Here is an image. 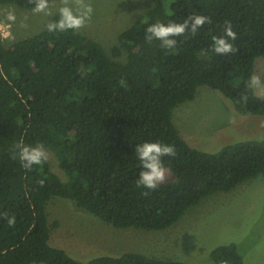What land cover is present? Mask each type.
Wrapping results in <instances>:
<instances>
[{
    "label": "trees",
    "instance_id": "1",
    "mask_svg": "<svg viewBox=\"0 0 264 264\" xmlns=\"http://www.w3.org/2000/svg\"><path fill=\"white\" fill-rule=\"evenodd\" d=\"M153 3L119 35L111 54L72 30L50 33L45 27L8 48L0 40V264H187L135 252L77 260L51 244L57 224L50 222L49 205L69 200L116 229L163 231L206 197L259 176L264 180V140L204 152L185 141L173 120L174 109L193 101L203 86L231 100L241 116L264 117V97L246 88L256 60L264 57V0ZM0 4L34 6L30 0ZM191 14L211 23L195 36L177 37L176 49L146 41L150 24L182 23ZM226 21L237 34L230 42L238 51L217 55L210 50L212 37L223 35ZM156 141L177 151L175 158H163L174 179L144 196L149 190L135 183L141 171L135 148ZM21 142L44 144L65 178L48 161L24 169L15 148ZM4 212L16 216L15 227L7 225ZM211 259L245 264L234 244L215 248Z\"/></svg>",
    "mask_w": 264,
    "mask_h": 264
},
{
    "label": "rangeland",
    "instance_id": "2",
    "mask_svg": "<svg viewBox=\"0 0 264 264\" xmlns=\"http://www.w3.org/2000/svg\"><path fill=\"white\" fill-rule=\"evenodd\" d=\"M86 2L94 11L79 32L100 43L109 54L118 45L119 35L142 19L154 4L153 0ZM59 7L60 0H50L46 13L33 14L32 9L0 4V22L11 27V35L0 40L8 48L38 35ZM9 13L15 15V21L7 19ZM123 55L119 60H126ZM254 74L264 83V57L256 60ZM255 93L264 97V87L255 89ZM173 120L185 141L204 152L217 153L228 144L264 140V117L241 116L231 100L204 86L199 87L193 101L174 109ZM48 152L53 171L64 179L54 155ZM172 178L168 173L165 182ZM49 215L51 224H57L51 234V244L84 262L103 255L135 252L187 264H213L211 253L215 248L234 244L245 264H264V180L261 176L230 192L206 197L190 208L177 224L163 231L116 229L78 209L69 200H53Z\"/></svg>",
    "mask_w": 264,
    "mask_h": 264
},
{
    "label": "clouds",
    "instance_id": "3",
    "mask_svg": "<svg viewBox=\"0 0 264 264\" xmlns=\"http://www.w3.org/2000/svg\"><path fill=\"white\" fill-rule=\"evenodd\" d=\"M30 3L34 5L32 8L33 14L46 13V10L50 7V0H30ZM60 3L61 7L58 9L59 18L46 25L48 32L79 31L91 20L94 9L86 0H60ZM7 19L15 21L16 17L13 13H9ZM206 23H211L210 17L196 14L187 16L183 19L182 23L173 21L165 24L156 21L146 28L145 39L148 43L158 40L160 41L161 48L174 50L178 43L177 37L185 36L189 32L192 36H195ZM24 26L26 27V25ZM236 39L237 34L233 30L232 23L226 21L223 35L212 37L210 50L217 55H228L238 51V49L234 48L233 43L230 42ZM208 51V49H202L201 55H207ZM261 87H264V83L261 82L259 76L251 74L246 88L254 90ZM240 99L247 103L248 96L242 94ZM15 148L18 151L21 166L26 170H31L34 166L42 165L49 159V152L42 143L30 146L21 142L17 143ZM135 155L141 168L135 183L138 188L149 190L141 193L147 196L149 192L155 191L160 184L164 183L168 176L170 169L164 166L163 158H175L177 151L173 145L164 144L159 141L144 142L136 146ZM38 183L43 186L44 181L40 180ZM2 216L9 227H15L17 221L14 214L10 215L8 212H4Z\"/></svg>",
    "mask_w": 264,
    "mask_h": 264
},
{
    "label": "built area",
    "instance_id": "4",
    "mask_svg": "<svg viewBox=\"0 0 264 264\" xmlns=\"http://www.w3.org/2000/svg\"><path fill=\"white\" fill-rule=\"evenodd\" d=\"M10 31L11 27L9 24L0 22V37L7 38L11 35Z\"/></svg>",
    "mask_w": 264,
    "mask_h": 264
}]
</instances>
